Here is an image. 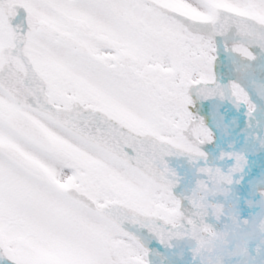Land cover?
I'll return each instance as SVG.
<instances>
[{"label": "snow or ice", "instance_id": "1", "mask_svg": "<svg viewBox=\"0 0 264 264\" xmlns=\"http://www.w3.org/2000/svg\"><path fill=\"white\" fill-rule=\"evenodd\" d=\"M0 264H264V0H0Z\"/></svg>", "mask_w": 264, "mask_h": 264}]
</instances>
